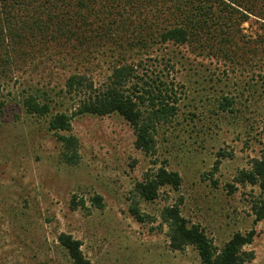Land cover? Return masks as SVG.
Returning <instances> with one entry per match:
<instances>
[{
	"label": "rangeland",
	"instance_id": "obj_1",
	"mask_svg": "<svg viewBox=\"0 0 264 264\" xmlns=\"http://www.w3.org/2000/svg\"><path fill=\"white\" fill-rule=\"evenodd\" d=\"M245 1L252 15L243 23L238 17L229 35L204 29L185 45L146 48L119 45L116 35L80 43L68 33L30 32L27 22L47 17L40 3L0 7V264H73L58 241L63 233L82 242L92 264H202L193 246L171 247L161 214L174 204L218 250L236 233L255 230L246 250L255 253L251 264H264V220L256 222L252 210L264 190L236 182L264 155V0ZM130 64L151 82L161 76L177 93V114L155 132L156 153L135 147L134 128L118 113L79 115L70 134L80 160L66 163L50 122L58 113L71 117L87 96L68 94L66 81L82 74L102 88L115 66ZM31 97L49 112L29 113ZM161 167L178 172L182 186L140 200L137 182ZM133 205L144 221L133 216Z\"/></svg>",
	"mask_w": 264,
	"mask_h": 264
},
{
	"label": "trees",
	"instance_id": "obj_2",
	"mask_svg": "<svg viewBox=\"0 0 264 264\" xmlns=\"http://www.w3.org/2000/svg\"><path fill=\"white\" fill-rule=\"evenodd\" d=\"M30 1L40 3L38 7L47 17L38 18L32 24L27 22V31L45 29L61 37L68 33L70 38L80 43L82 39L95 41L96 37L104 39L116 35L119 45L126 41L130 48H146L151 42L154 45H185L192 38H200L201 32L205 33L204 29L208 32L226 29L229 35L235 29L238 17L242 16L238 22L243 23L253 11L248 1L244 0H0V7L10 8L19 2L25 5ZM243 7L247 10L240 9ZM11 28V35H20L18 29ZM0 33L4 35L3 29ZM213 38H210V43ZM225 41L230 43L231 38L225 37ZM139 67L134 64L115 66L109 81L102 88L95 87L86 75L75 74L68 78L65 84L68 94L87 96L71 117L58 113L50 122L51 130L63 144L62 158L66 163L74 165L80 160L78 138L70 134L72 117L79 115L108 116L118 113L134 128L135 147L150 155L156 153L155 132L177 114V93L159 75L152 82L139 76ZM25 105L28 112L34 115H46L50 109L48 104H40L32 97ZM218 164L220 162L216 164V169ZM251 165V169L239 173L236 182L243 186L258 185L264 190V155L261 159H254ZM166 186L180 189L182 177L178 172L161 167L137 182L135 193L140 200L153 202ZM93 202L100 208L103 206L101 196H95ZM79 205L84 206L85 202L81 201L74 207ZM252 210L255 221H263L264 199L254 202ZM131 213L139 221H144L146 216L140 213L137 205L131 206ZM161 218L169 228L171 247L184 251L193 246L202 264H251L255 259L254 251L246 250L254 242L255 230L247 234L236 233L218 250L199 225H189L181 213L180 204L165 207ZM58 241L67 250L73 264H92L82 250L81 241L65 233L59 236Z\"/></svg>",
	"mask_w": 264,
	"mask_h": 264
}]
</instances>
